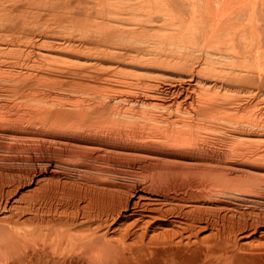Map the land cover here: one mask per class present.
<instances>
[{"label": "bare ground", "instance_id": "6f19581e", "mask_svg": "<svg viewBox=\"0 0 264 264\" xmlns=\"http://www.w3.org/2000/svg\"><path fill=\"white\" fill-rule=\"evenodd\" d=\"M0 264H264V0H0Z\"/></svg>", "mask_w": 264, "mask_h": 264}]
</instances>
